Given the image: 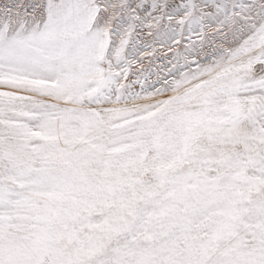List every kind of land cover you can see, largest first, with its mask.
Instances as JSON below:
<instances>
[{"label": "snow or ice", "instance_id": "6c2138e0", "mask_svg": "<svg viewBox=\"0 0 264 264\" xmlns=\"http://www.w3.org/2000/svg\"><path fill=\"white\" fill-rule=\"evenodd\" d=\"M0 264H264V0H0Z\"/></svg>", "mask_w": 264, "mask_h": 264}]
</instances>
